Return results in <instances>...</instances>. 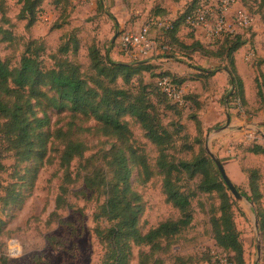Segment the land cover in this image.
Wrapping results in <instances>:
<instances>
[{
  "label": "rangeland",
  "instance_id": "1",
  "mask_svg": "<svg viewBox=\"0 0 264 264\" xmlns=\"http://www.w3.org/2000/svg\"><path fill=\"white\" fill-rule=\"evenodd\" d=\"M192 1L44 0L37 21L28 29L25 21L18 20L20 4L16 0H0V21L2 22L3 6L8 19V24L3 27L12 33L11 41H0V57L10 67H17L25 44L31 40H41L45 46L41 60L49 68L54 64L51 56L56 55L58 48L73 36L79 41L80 48L68 60L81 65L84 76L90 74L87 69V49L94 43L103 55L115 62H150L152 70L144 73L141 78L146 84L156 86L158 79L163 76L172 79L176 85L180 80H185L178 87L183 89L185 97L196 96L202 108L198 112L194 104L196 101L191 98V102L186 101L183 106L162 98V124L171 132L175 131L170 156L174 160L188 161L201 148L207 147L221 161L226 175L234 184L230 173L234 176L240 174L245 167L259 165L260 156L252 155L246 150L256 142L263 143L264 138V87L262 97L259 98L256 96L254 82L258 72L264 73V0H238L252 19L251 27L239 31L244 46L235 53L239 61L236 71L237 74L239 72L241 81L243 82L242 78L245 80V84H242L249 100L245 106H241L238 99L230 100L233 94L227 99L231 102L226 103L231 85L224 62L202 57L200 53L185 52L171 43L166 29ZM205 1L209 0H198L199 3ZM146 25L150 28L149 37L154 42V49L147 57L134 59L132 53L121 49L119 39ZM177 39L183 45L197 40L207 51L216 50L222 41V38L212 40L203 29L194 30L187 25L179 29ZM197 68H218L219 71L210 81L199 83L193 78L199 76ZM217 73L222 75L217 76ZM135 81L136 79L134 84ZM117 87H123L121 81L117 82ZM43 92L45 97L40 99L41 105L37 107L38 116L46 113L49 132L58 130L61 136L50 140L43 163L34 165L39 167L35 177L28 178L32 163L14 168L13 153L5 151L6 143L0 136V158L6 166V172L1 175L0 188V264H100L104 249L96 237V229L102 230L109 225L104 220H96L95 216L104 197L87 190L82 177L93 167L103 165L102 155L114 140L95 135L94 120L80 115L73 116L67 110L52 107L49 100L55 97L53 92L47 88ZM226 114L230 116V126L248 125L249 128L244 127L238 132L235 128L223 129ZM194 116L197 120L201 119L203 134L200 143L195 139ZM124 120L128 122L132 133V150L143 156L154 172L147 183L141 184L137 166L131 178L133 189L140 194L144 205L140 226L146 232L159 223L178 218L179 213L165 202L162 179L155 171L157 149L144 137L132 119L125 117ZM66 134L79 139L87 149L82 159H75L68 167L60 168L57 152L62 149L60 141ZM14 171L18 173L15 174ZM198 181L195 179L188 182L189 186L194 187ZM235 181L238 185H234L241 192L246 190V183L240 179ZM15 182L11 198H15V201L8 204L3 198L8 185ZM261 189L264 192V181ZM59 196L61 200L57 204ZM232 199L235 202L234 221L240 232L245 264H264V232L260 231L259 222L258 230L255 229L256 208L249 200ZM217 203V195L214 193L199 194L192 201L193 220L190 228L177 236L169 252L161 256L165 264H173L176 257L192 258L191 264H218V257H229L230 253L216 246L211 235L209 210ZM262 205L264 207V199ZM258 240L261 253L260 261L257 262ZM137 255L138 250L133 249L130 264H137Z\"/></svg>",
  "mask_w": 264,
  "mask_h": 264
},
{
  "label": "trees",
  "instance_id": "2",
  "mask_svg": "<svg viewBox=\"0 0 264 264\" xmlns=\"http://www.w3.org/2000/svg\"><path fill=\"white\" fill-rule=\"evenodd\" d=\"M20 4L18 20L25 21L29 29L37 21V15L44 0H16ZM213 0L199 3L193 0L185 11L174 20L166 32L172 44L185 52L200 53L202 57L224 62V69L233 78L234 86L231 99H238L241 106H245L243 84L237 75L235 67V53L244 46L241 34L225 36L216 50L207 51L196 41L183 45L177 39V34L188 19L195 17L197 10ZM68 3V2H66ZM0 41L12 40V33L3 25L8 24L5 8H1ZM264 21V15L262 16ZM190 27V26H188ZM51 56L53 66L47 68L41 58L45 46L41 40H31L25 44L19 65L10 67L0 57V136L6 143V150L13 153L14 168L21 164L32 163L28 170L30 177H35L39 167L48 153V144L52 138L61 136V132H49V118L46 113L38 116L37 107L40 99L45 97L43 89L53 92L54 98L49 100L52 107L67 110L73 116L80 115L95 122V135L114 140L109 149L102 155V166L92 168L83 177V185L87 190L94 191L104 197L103 204L98 208L96 220H104L108 228L96 229V237L104 249L100 264H130L133 249L138 250L137 264H165L161 256L167 254L174 239L190 228L193 220L191 203L199 194H216L218 203L210 207L211 235L214 243L224 252L230 253L228 260L234 264H245L243 244L234 221V200L225 186L215 164L204 148L191 160H174L170 156L174 147L173 134L162 124L161 102L167 96L158 86H151L142 81V75L152 70L148 61L133 63L115 62L103 55L100 49L90 44L88 52V71L84 76L81 65L73 60L80 48L79 41L71 36ZM168 45V44H167ZM197 75L193 78L199 83L209 81L218 70L197 68ZM177 86L183 85L180 80ZM135 84H134V80ZM121 81L123 87H117ZM260 81V83H259ZM256 96L262 97L264 74L258 72L254 78ZM133 85V88L130 86ZM180 88V86H179ZM196 102L199 112L202 105L196 96L183 97L184 103ZM155 99V100H154ZM226 103H230L231 101ZM170 101V100H169ZM191 102V101H190ZM125 117L132 119L141 129L144 137L157 149L155 171L162 179V193L165 202L179 213L178 218L159 223L156 227L144 232L140 226V219L144 212V205L140 194L133 189L131 178L133 170L139 167L141 184L147 183L153 176V170L147 160L130 146L132 137ZM195 118V116H194ZM201 119L195 118L196 141L201 142L203 134ZM180 131V130H178ZM78 134V132H77ZM76 134V135H77ZM264 141V139H262ZM62 149L57 152V162L60 168L68 167L75 159L83 158L86 146L79 139L70 135L61 138ZM252 155L264 157L262 144L257 143L246 150ZM221 162V161H220ZM6 172V166L0 158V188L1 175ZM246 190H236L246 197L256 208L260 231L264 232V207L261 191L262 174L258 168H245ZM17 174V171H14ZM199 181L194 187L188 182ZM17 182V181H16ZM16 182L8 185L3 200H11ZM61 196L57 199L59 204ZM192 258L176 257L173 264H191Z\"/></svg>",
  "mask_w": 264,
  "mask_h": 264
},
{
  "label": "built area",
  "instance_id": "3",
  "mask_svg": "<svg viewBox=\"0 0 264 264\" xmlns=\"http://www.w3.org/2000/svg\"><path fill=\"white\" fill-rule=\"evenodd\" d=\"M187 24L194 30L203 29L213 40L237 35L240 30L252 26V19L238 0H214L197 10ZM149 32L150 28L146 25L136 32L122 35L119 39L121 49L132 53L134 59L147 57L154 49ZM158 86L172 103L184 105L182 88L173 85L167 78L160 79ZM217 260L218 264H234L226 256Z\"/></svg>",
  "mask_w": 264,
  "mask_h": 264
},
{
  "label": "water",
  "instance_id": "4",
  "mask_svg": "<svg viewBox=\"0 0 264 264\" xmlns=\"http://www.w3.org/2000/svg\"><path fill=\"white\" fill-rule=\"evenodd\" d=\"M225 72L228 74V76L230 78L231 84H233V78L230 75L229 71L228 70H225ZM233 90H234V86L231 85V90H230L229 95L226 98V101L232 95ZM229 124H230V116L228 114H226V124L223 127V129L228 128L229 127ZM205 151L208 154V156L210 157V159L213 161V163L215 164V166H216V168H217V170H218V172H219V174H220V176H221V178H222L225 186L227 187V189L229 190V192L233 196V198L236 201H241V200L248 201V199L245 198V197H243L236 190L235 186L231 183V181L229 180L228 176L226 175V172H225V170H224V168H223L220 160L212 152H210V150L207 147H205ZM250 204L252 205V203H250ZM254 225H255V229L258 230L259 226H258V219H257L256 216L254 217ZM256 251H257V262H258V261H260V253H261L260 241L259 240L257 242Z\"/></svg>",
  "mask_w": 264,
  "mask_h": 264
},
{
  "label": "crops",
  "instance_id": "5",
  "mask_svg": "<svg viewBox=\"0 0 264 264\" xmlns=\"http://www.w3.org/2000/svg\"><path fill=\"white\" fill-rule=\"evenodd\" d=\"M236 55V54H235ZM234 55V59H235V67H236V70H238V59L236 58V56ZM237 72V71H236ZM238 74H239V72H238ZM237 74V75H238ZM264 74V73H263ZM218 75H222V74H220V73H217V76ZM216 76V77H217ZM215 77V75L212 77V78H214ZM229 77V76H228ZM211 78V79H212ZM210 79V80H211ZM220 79H223V77L222 78H220ZM241 79V78H240ZM209 80V81H210ZM242 80H243V82H244V84H245V80L242 78ZM242 82V83H243ZM245 87V86H244ZM234 91V90H233ZM245 91H246V89H243V92H244V99H245V102H246V105H247V103H249V100H247L248 98L245 96L246 94H245ZM233 94V93H232ZM244 127L245 128H249V126L248 125H238V124H236L235 126H230L229 125V127L227 128V129H232V128H235V130L238 132V131H240V130H243L244 129ZM264 139V138H263ZM260 144H262V147L264 148V141H263V143L262 142H259ZM260 156V155H259ZM260 160H259V165H257V166H252V167H245V168H258L260 171H261V174H262V183H263V181H264V157H262V156H260V158H259ZM229 176H230V179L233 181V183L234 184H236V185H238V183L235 181L236 179H240V180H242V182L243 183H246V185H247V181L245 180L246 179V175L243 173V172H241L240 174H234V176H236V177H234L231 173L229 174ZM232 183V182H231ZM261 188H262V185H261ZM261 191H262V194H263V196H264V192H263V190L261 189ZM246 198V197H245ZM263 199H264V197H263ZM263 199H262V204H263ZM250 202V201H249ZM251 203V202H250Z\"/></svg>",
  "mask_w": 264,
  "mask_h": 264
}]
</instances>
